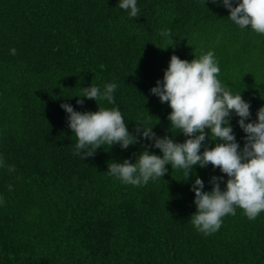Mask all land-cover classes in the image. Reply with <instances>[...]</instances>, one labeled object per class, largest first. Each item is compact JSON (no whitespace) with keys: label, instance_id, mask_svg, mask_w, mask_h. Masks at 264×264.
I'll list each match as a JSON object with an SVG mask.
<instances>
[{"label":"trees","instance_id":"obj_1","mask_svg":"<svg viewBox=\"0 0 264 264\" xmlns=\"http://www.w3.org/2000/svg\"><path fill=\"white\" fill-rule=\"evenodd\" d=\"M119 3L0 0V158L15 166L0 167V264H264V212L249 220L237 207L209 235L191 223L196 176L204 191L223 176V189L219 168L193 166L187 179L166 165L162 178L134 186L108 164L135 163L145 146L162 156L154 141L103 145L85 160L75 154L64 103L81 112L118 107L133 135L141 125L186 139L170 127L168 103L150 91L173 54L191 61L213 51L218 79L250 103L246 123L264 106V34L241 29L221 0H137L136 18ZM165 30L171 35L161 36ZM109 83L115 104L76 96ZM238 120L232 113L242 149ZM216 142L209 135L201 152Z\"/></svg>","mask_w":264,"mask_h":264},{"label":"clouds","instance_id":"obj_2","mask_svg":"<svg viewBox=\"0 0 264 264\" xmlns=\"http://www.w3.org/2000/svg\"><path fill=\"white\" fill-rule=\"evenodd\" d=\"M221 2L229 9V18L241 29L251 26L254 32L264 34V0H237L235 6L233 0ZM119 7L130 10V17H138L137 0H120ZM160 35L170 36L171 33L165 30ZM10 54L15 55L16 49H10ZM219 73L213 51L191 61L173 54L164 71L163 82L157 80L156 86L151 88L161 103L170 106V127L181 130L186 137L183 142H175L170 136L158 137L153 126L136 125L138 136L133 135L118 107L98 105L96 111L81 112L70 104H62L68 113V126L78 139L75 154L85 160L103 145L110 148L118 143L122 149H127L138 143V137L154 141L152 146L160 149L162 156L145 146L135 163L125 159L122 163L108 164L109 174L125 184L141 186L151 179L162 178L168 172L166 165L182 169L188 179L194 174L193 166L211 164L226 174V187L221 188L223 176H213L211 191H204L203 180L196 176L192 185L196 205V212L190 217L192 225L209 235L220 229L226 215H235L237 207L249 220H254L264 212V106L258 109L255 121L246 123L251 116L250 103L243 99L241 92L233 94L218 79ZM116 87L115 83L106 84L103 92L94 85L84 87L83 94L76 96L115 104ZM83 103V99H77V104ZM232 113L239 117L238 124L246 133L242 149L230 124ZM209 135L217 142L201 152ZM0 167L15 171V166L6 165L3 158H0ZM11 187L9 185V190ZM0 203H3L2 198Z\"/></svg>","mask_w":264,"mask_h":264}]
</instances>
